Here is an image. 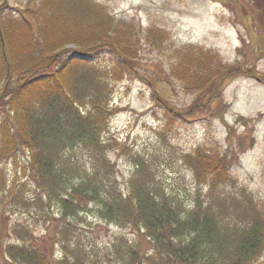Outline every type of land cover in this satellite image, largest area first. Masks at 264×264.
<instances>
[{"label": "rangeland", "instance_id": "obj_1", "mask_svg": "<svg viewBox=\"0 0 264 264\" xmlns=\"http://www.w3.org/2000/svg\"><path fill=\"white\" fill-rule=\"evenodd\" d=\"M86 1L135 37L137 71L104 50L33 99L41 130H50L38 147L51 168L37 176L27 151L0 152V264H21L34 250L50 264H264V4ZM82 2L56 7L78 15ZM38 4L0 0V52L10 66L15 34L3 33L5 24ZM191 46L219 58V72L239 73L215 90L181 78L172 68L183 70ZM4 80L0 103L3 86L15 85ZM59 86L78 110L67 109ZM4 103L0 143L12 116ZM207 153L228 164L207 172L199 167Z\"/></svg>", "mask_w": 264, "mask_h": 264}, {"label": "trees", "instance_id": "obj_2", "mask_svg": "<svg viewBox=\"0 0 264 264\" xmlns=\"http://www.w3.org/2000/svg\"><path fill=\"white\" fill-rule=\"evenodd\" d=\"M66 1L68 0H40V4L34 11L29 10L30 12H26L27 14L22 13L21 16L16 17L14 22L7 21L6 28L4 27V31L2 30L3 33L11 31V34H15V38L9 41L8 53L11 51L12 57L16 59V67L10 66L7 55L5 53L2 55L0 52V77L4 75L5 83L10 82V85L15 83L12 88L5 85L4 89H1V91H8V101L5 103L9 107L11 106L12 116L7 114L2 126L0 152L7 156L15 154L17 156L18 151H27L26 156L37 176L49 171L51 167L48 165L50 159L45 153L46 151H42L38 147L43 133L49 129L41 130L40 120L35 116L33 99L36 97L40 99L42 95H50L48 94L51 91L50 84L62 85L65 83L61 82L62 75L66 72L69 73L76 63L91 59L104 50L114 53L123 62V65H127L134 72L137 71L134 65L138 64L135 59L137 48L132 33L129 37L127 32L124 34L122 31V28L125 29L124 26L116 28L106 9L94 2L88 3L84 0L78 8V15L69 12H74V8L71 6L68 13H63L64 9L59 11L56 5ZM257 2H260V9L258 3H255L254 7L260 11L264 0H257ZM261 12L264 13V11ZM1 21L4 24L3 18ZM0 27H2L1 23ZM68 44L74 45L75 51L69 57H63L64 53L68 51L65 48V45ZM191 47L193 48L189 49L194 55L191 53L189 59L182 57L178 62L181 68L184 67L183 70L172 68V72L181 78L188 76L193 79L192 81L195 80L197 86L208 85L210 89L215 90L218 85L222 88L228 78L239 73H232L234 69L239 70L236 66L219 72L222 67L219 58H216L211 52H205L204 49H199L196 46ZM123 65L113 66L119 69ZM14 75L16 76L14 77ZM187 81L189 80L187 79ZM8 88L12 90H8ZM58 89L64 92V86H59ZM61 94L65 99L67 109L78 110L75 100L67 96V91ZM3 103H0V107L5 109L2 106ZM201 156L202 163L199 167L211 174L228 164L229 156L227 155L207 153ZM199 173L204 172L199 169ZM212 180H216V178L212 177ZM3 181L4 175L0 170V184ZM168 247L171 250L175 249L174 246ZM26 254L29 255H22L21 264H47L49 261L53 263L45 251L40 254L34 250V253ZM188 260L190 261V259Z\"/></svg>", "mask_w": 264, "mask_h": 264}]
</instances>
